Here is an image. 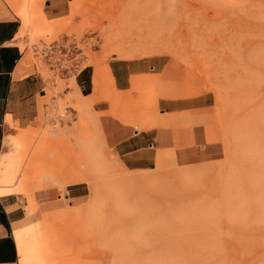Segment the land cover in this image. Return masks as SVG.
<instances>
[{
    "label": "rangeland",
    "instance_id": "374dc122",
    "mask_svg": "<svg viewBox=\"0 0 264 264\" xmlns=\"http://www.w3.org/2000/svg\"><path fill=\"white\" fill-rule=\"evenodd\" d=\"M74 2L52 17L48 0H0V16L21 20L26 65L43 82L31 117L8 118L1 153L26 263L264 264V0ZM63 36L83 48L80 69L151 58L157 116L164 95L206 96L173 120L175 142L156 148L161 165L128 169L113 148L117 123L138 125L126 115L144 108L143 89L84 118L76 76L34 49ZM58 130L59 183L40 163ZM81 131L96 144L77 145Z\"/></svg>",
    "mask_w": 264,
    "mask_h": 264
},
{
    "label": "crops",
    "instance_id": "0c3cea01",
    "mask_svg": "<svg viewBox=\"0 0 264 264\" xmlns=\"http://www.w3.org/2000/svg\"><path fill=\"white\" fill-rule=\"evenodd\" d=\"M70 0H48L45 9L52 17H62L68 14ZM80 0L74 4L79 5ZM15 9V8H14ZM23 19L24 13L15 9ZM21 20L16 16H0V176L4 173V161L7 155L1 157L4 137L7 133L8 118L28 119L35 110L37 93L42 91L43 82L37 71H29L26 65L27 54L21 48L18 34L21 30ZM23 28H26L23 25ZM155 65L152 59L144 56L118 57L113 56L106 64L95 67H83L76 74V83L85 89V93H77L75 105L81 110L84 118L88 111L102 112L111 109L112 103L125 99L126 96L137 95L134 88L143 89L144 108L138 113L129 108L127 119L134 121L133 129L129 124L117 123L114 132L113 148L122 164L128 169H144L155 164H162L161 154L157 147L166 148L176 140V131L171 124L175 118L182 117L199 100L197 107L206 104V96L194 98L187 96L164 95L158 99L163 106L157 116L153 112ZM203 100V101H202ZM111 123L116 121L110 118ZM55 139L41 143V155L50 150L53 153L41 160L44 173L52 176L59 183L60 155L59 130ZM84 138V139H82ZM166 139V140H165ZM82 140L96 144V137L90 132L81 131L77 135V145ZM14 141V140H13ZM76 146L74 149H78ZM58 152H57V151ZM57 152V153H56ZM57 155V156H56ZM58 157V158H57ZM62 178V181L64 178ZM1 182V180H0ZM13 188L0 183V264H27L24 243L19 237V228L13 227L22 218L21 207L13 206L17 197ZM14 232V233H13Z\"/></svg>",
    "mask_w": 264,
    "mask_h": 264
},
{
    "label": "built area",
    "instance_id": "2783aa9c",
    "mask_svg": "<svg viewBox=\"0 0 264 264\" xmlns=\"http://www.w3.org/2000/svg\"><path fill=\"white\" fill-rule=\"evenodd\" d=\"M35 51L58 74L74 75L81 70L83 48L75 37L63 36L35 46Z\"/></svg>",
    "mask_w": 264,
    "mask_h": 264
},
{
    "label": "bare ground",
    "instance_id": "6f19581e",
    "mask_svg": "<svg viewBox=\"0 0 264 264\" xmlns=\"http://www.w3.org/2000/svg\"><path fill=\"white\" fill-rule=\"evenodd\" d=\"M58 150H59V149H58ZM56 151H57V150H56ZM57 152H58V151H57ZM0 183H1L3 186H6V187L10 188V183H11V182H10V183H9V182L7 183V182H5V181L3 182V181L1 180ZM6 184H7V185H6Z\"/></svg>",
    "mask_w": 264,
    "mask_h": 264
}]
</instances>
